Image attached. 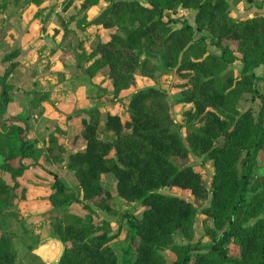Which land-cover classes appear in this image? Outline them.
Instances as JSON below:
<instances>
[{
  "label": "trees",
  "instance_id": "16d2710c",
  "mask_svg": "<svg viewBox=\"0 0 264 264\" xmlns=\"http://www.w3.org/2000/svg\"><path fill=\"white\" fill-rule=\"evenodd\" d=\"M109 1L87 23L110 30L109 40H99L86 56L91 64L78 65L79 69L90 79L105 72L116 101L121 91L136 88L137 76L156 78L149 65L156 58L165 71L186 80L176 101L192 105L184 112L186 124L172 116L168 93L157 86L136 89L125 117L107 115L106 138L98 133L103 119L99 106L83 110L86 145L68 154L67 168L77 181L70 187L40 161L44 155L48 161L65 160L66 146L59 134L50 136L48 146L39 147L37 139L26 137L21 126L4 118L12 99L7 79L17 64L11 62L3 75L0 101V123L8 127L0 132V221L12 210L15 214L17 203L26 198L20 178L39 166L52 178L46 197L52 208L46 213L50 236L63 245L57 264H119L112 243L120 230L112 231L96 219L88 201L97 197L101 210L112 211L114 197L146 207L141 218L123 213L130 231L123 264H167V249L176 253L172 264H264V181L254 172L264 151V93L259 88L264 74L256 73L264 65V15L234 18L229 0ZM98 2L85 0L82 9ZM180 6L195 11L194 24L176 15ZM167 12L172 16L166 17ZM64 29L70 32L67 25ZM236 61L242 64L239 76L230 69ZM244 93L251 95L258 111L240 110ZM184 127L186 136H182ZM192 152L213 161L211 187L192 165L176 162ZM17 158L15 166L11 161ZM107 174L115 178L114 190L105 181ZM172 186L210 202L199 211L192 201L162 191ZM75 204L85 213L72 212ZM200 213L213 223L209 244L201 239L193 242ZM251 220L255 222L247 224ZM15 236L1 231L0 264H15ZM179 236L187 242L177 241ZM232 241L241 247L239 257L228 254Z\"/></svg>",
  "mask_w": 264,
  "mask_h": 264
},
{
  "label": "crops",
  "instance_id": "0c3cea01",
  "mask_svg": "<svg viewBox=\"0 0 264 264\" xmlns=\"http://www.w3.org/2000/svg\"><path fill=\"white\" fill-rule=\"evenodd\" d=\"M229 1L231 5L230 14L234 18L253 17L257 14L264 15V0ZM34 6H29L23 12L17 13L15 23H11L9 20L0 25V29L4 25L7 30V33H4L5 31L0 33V101L3 92L4 72L11 62L17 63L14 66L15 68L10 70L7 79L8 83L12 85L9 92L12 99L5 111L4 118H10L14 124L21 126L26 137L37 139L39 147L48 146L50 136L59 134V137L61 136L60 142L66 146L65 160L63 162L48 161L46 155H44L40 161L47 168L59 173L65 182L68 178L69 183L67 182V185L73 187L77 184V181L73 172L67 168V158L70 152L82 150L86 145L83 136L84 126L81 123V119L83 116L85 117V114L82 111L91 109L93 106H99V108L101 107L102 118L106 114L103 109V105L106 104L105 96H97L91 89V84L98 82L102 88H106L103 89L104 91H108H105V93H111L113 87L105 72L99 73L98 76L91 79L85 77L82 70L77 69L76 59L74 56L72 57V54H69L70 58H65L63 54L52 55V51L56 49V46L61 44L63 32L56 23L49 21L47 32L56 27L60 30L58 35L55 37L53 35L48 36L49 33L47 32L39 34V28L43 26V23L39 18L32 20L34 14L39 10L38 6ZM187 17L193 23L195 11L188 10ZM14 51L16 52L11 55ZM9 55L10 58L7 59L6 56ZM263 67L264 65L258 67L256 72ZM137 77L136 87H138ZM105 78L107 80L102 83L101 80ZM72 94L74 97L71 96ZM104 123V119H102L101 124ZM6 125L0 123L1 133L7 131L8 127ZM25 161L26 163L30 162L29 160ZM11 162L17 166L19 158ZM27 173L41 175L46 172L39 166H32ZM4 176L6 179L10 178L8 172H5ZM22 178H20V182L27 189L26 198L17 203L15 211L19 213V219L24 221L25 224L33 223L29 231L26 229L33 240L31 252L37 260H41L45 264L55 261L58 263L63 252V245L59 240L50 236V225L46 229L45 221L49 224V217L46 212L52 208V203L46 199V194L39 195V187L44 186V184L25 175ZM25 178L28 181L24 183ZM42 204L43 207L47 208L45 213L41 209L39 211V205ZM71 209L81 215L84 214L82 207H78V204L73 205ZM79 209H81V212H78ZM42 213L44 216L39 220V215ZM31 218H34V220ZM44 218L45 220H43ZM44 230H47L49 235L42 236L43 238L40 239L43 235L40 233H43ZM41 246L53 248L57 255H41L38 252Z\"/></svg>",
  "mask_w": 264,
  "mask_h": 264
},
{
  "label": "rangeland",
  "instance_id": "374dc122",
  "mask_svg": "<svg viewBox=\"0 0 264 264\" xmlns=\"http://www.w3.org/2000/svg\"><path fill=\"white\" fill-rule=\"evenodd\" d=\"M84 1L85 0H0V25L1 23H4L5 21H9V20L11 23H15L17 19L16 16L17 13L23 12L25 8H29V6L32 5L38 6L39 10H37L36 14H34L32 20H34L35 18H39L43 23V26L39 28V34H41V32L46 33L48 31L47 24L49 21H53L54 23H56L59 27H61V31L63 32L61 44L56 46V49L52 51V55L63 54L65 58L66 57L70 58L69 54L70 55L72 54V57L74 56V58L76 59V66L78 69L79 68L78 65H83L84 67L86 65H89V61L86 59L87 54H89L92 51V49L97 45L99 40L108 41L109 33H110V30L106 29L103 26H89V24H87L91 19H94L102 12L110 3V1L99 0V2L96 5H93L88 9H82V3ZM141 1L143 3H146L145 0H141ZM181 10H184V13H182ZM188 10L190 11L191 9H185L180 6L177 9L176 15L177 16L180 15L179 17H187ZM172 14H173L172 12H167L166 17L170 15L172 16ZM192 24H194V21ZM65 25L68 26L70 32L65 33V29H64ZM3 28L0 29V33L1 32L3 33L4 31H5L4 33H7L6 27L4 25ZM59 32L60 30L56 29L55 27L52 28L51 31L47 33H49L48 36L53 35V37H55L58 35ZM210 49L211 51L215 50L213 46H210ZM236 54L238 55L239 52L237 51ZM149 65L151 69L155 71L156 78L152 79L148 77L138 76L137 77L138 87L136 88L131 87L130 89L121 91L116 101H114L112 93H105L103 89L106 88H102L101 84H98V82L93 83L94 85L91 84V89L96 93L97 96H105L106 104L103 105V109L106 112V114H104V118H103L104 122L106 121V117L108 114L111 115L120 114L123 117L126 116V109H128L130 97L136 89L144 88L147 86H157L167 91L169 101L171 103L172 116L179 123H182L183 125L186 124L187 120H186V116L184 115V112L188 110L190 107H192V105L177 104L176 102L177 99L181 96L183 85H185L184 83L186 82V80L182 78L181 75L177 74L174 71L171 72L165 71L160 61L157 60L156 58L150 59ZM14 66L15 65L12 66L13 69L15 68ZM241 68H242V64L240 61H236L230 67V69L235 73L236 76L240 75ZM256 73L258 75H263L264 67L260 70H257ZM84 76L87 77V75ZM106 80L107 78L101 81L103 83ZM259 88L264 93V82L259 83ZM71 96L74 97L73 94ZM250 99H251V95L249 93L243 94V99L240 101L241 111L247 110L249 108L253 109L254 112L258 111L257 110L258 105ZM196 123L198 124V122ZM98 133L103 138L109 137L108 135H106L108 132L104 131V124L100 123V126L98 127ZM186 134H187V128L184 127L182 129V136H186ZM59 140H61V136ZM176 162L179 165H186V164L192 165L196 171L202 174L204 183L208 187H211L213 175L215 173L212 160L204 159L203 156H199L192 152L189 154L187 158L177 159ZM263 165H264V151H260L254 172L257 173L259 176H261V181H264V177L262 175ZM24 175L26 177L34 179L35 181H40V183L44 184V186L39 187V195H44V194L48 195L51 192L52 178L46 173L41 175L34 173H27V174L25 173ZM103 176L105 177V181L113 187L112 190H114L115 178L113 177V175L107 174ZM27 181L28 179H26L23 182L25 183ZM67 182L69 183L68 178H67ZM162 191L164 193L177 195L192 201L198 207L199 211H201L210 202V198L206 200L197 199L191 193L190 190H184L176 186L165 187L162 189ZM100 199L101 197H97L92 199L91 201H88V203L94 210L95 217L97 220H103L107 228L112 231L120 230L119 237L113 241L112 246L119 256V264H123V247L126 245L130 237L129 227L127 225L126 219L123 217V213L125 211H128L129 213H132L138 216L139 218H141L143 215V211L146 209V207L136 202L127 203L126 201L118 197H114L112 198V200H110L113 210L112 211L101 210L98 208L97 205V202H99ZM78 207L81 208V206L79 205ZM40 209L43 210V213H45L47 208L43 207L42 204L39 205V211H41ZM12 211L10 212L11 215L4 217L0 221V233L1 231H9L15 233L16 235L15 239L13 240L14 248L17 251L15 264H45L41 262V260H37L31 252L32 249L28 247V245H32L31 243L33 242V240L31 234H29V232H27L26 229H28L29 231L30 226L31 225L33 226V223L25 224L24 221H21L19 219V213L16 211L15 214H13ZM71 211L75 212L73 209ZM79 211L81 212V209H79L78 212ZM43 213L39 215V220L42 219V217L44 216ZM83 213H85L84 210ZM31 219L34 220V218ZM43 220H45V218ZM254 222H255L254 220H251L250 223L247 224H252ZM45 223H46L45 225H47L46 229H48L49 224L46 221ZM210 228H213L212 221L205 214L200 213L195 222V234H194L193 242L197 241L198 239H201L202 242L205 244L211 243V235L208 234V229ZM40 234H43L41 235L40 238L42 239L43 237L49 235V232L47 230L46 231L44 230L43 233ZM176 240L179 242L180 241L187 242V240L182 236H179L178 238H176ZM227 248H228V254L230 256L234 258L240 256L241 247L238 243L232 241L228 243ZM38 252L43 256H46L47 254H52L54 256L57 255V252H54L53 248L47 246H41ZM164 254L167 257V264H172L173 260L176 259V253H174L170 249L165 250ZM134 255L135 252L133 253V256ZM193 262L194 261H192L190 264H193Z\"/></svg>",
  "mask_w": 264,
  "mask_h": 264
},
{
  "label": "water",
  "instance_id": "95a60500",
  "mask_svg": "<svg viewBox=\"0 0 264 264\" xmlns=\"http://www.w3.org/2000/svg\"><path fill=\"white\" fill-rule=\"evenodd\" d=\"M57 263V261H55V262H52V263H50V264H56Z\"/></svg>",
  "mask_w": 264,
  "mask_h": 264
},
{
  "label": "built area",
  "instance_id": "2783aa9c",
  "mask_svg": "<svg viewBox=\"0 0 264 264\" xmlns=\"http://www.w3.org/2000/svg\"><path fill=\"white\" fill-rule=\"evenodd\" d=\"M181 12L183 13V12H184V10H181Z\"/></svg>",
  "mask_w": 264,
  "mask_h": 264
}]
</instances>
